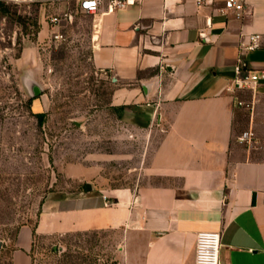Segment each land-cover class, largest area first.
Segmentation results:
<instances>
[{
    "label": "crops",
    "instance_id": "0c3cea01",
    "mask_svg": "<svg viewBox=\"0 0 264 264\" xmlns=\"http://www.w3.org/2000/svg\"><path fill=\"white\" fill-rule=\"evenodd\" d=\"M49 1L76 18L80 0ZM223 5L134 0L88 13L113 105L162 134L136 186L53 194L39 233L119 230L122 264H195L197 234L213 230L221 264H264V81L232 85L238 64L264 68V0H247L241 16ZM253 35L259 46L248 49Z\"/></svg>",
    "mask_w": 264,
    "mask_h": 264
},
{
    "label": "rangeland",
    "instance_id": "374dc122",
    "mask_svg": "<svg viewBox=\"0 0 264 264\" xmlns=\"http://www.w3.org/2000/svg\"><path fill=\"white\" fill-rule=\"evenodd\" d=\"M74 13L0 4V264H122L121 231L42 234L39 215L53 194L136 186L162 134L123 119Z\"/></svg>",
    "mask_w": 264,
    "mask_h": 264
},
{
    "label": "built area",
    "instance_id": "2783aa9c",
    "mask_svg": "<svg viewBox=\"0 0 264 264\" xmlns=\"http://www.w3.org/2000/svg\"><path fill=\"white\" fill-rule=\"evenodd\" d=\"M8 0H0V4ZM199 5L213 4L215 0H196ZM224 5L218 10L222 14L234 11L237 16H241L247 6V0H223ZM134 3V0H80V11L84 13H96L106 7L107 11H114L118 8ZM68 15L67 13H65ZM58 20V17L52 18V21ZM57 33L55 37H58ZM259 35L251 37V44L248 49H254L259 46ZM264 81V68H244L242 64L236 66V76L232 81L234 89H254L259 83ZM240 105L250 107V103L239 101ZM253 133H244L238 137L240 142L247 141L248 136ZM106 197V196H105ZM221 232L213 230L200 231L197 234L195 264H221Z\"/></svg>",
    "mask_w": 264,
    "mask_h": 264
}]
</instances>
